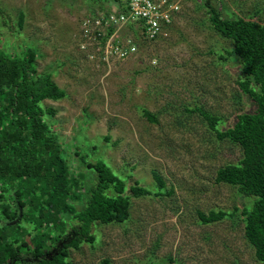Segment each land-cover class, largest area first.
I'll use <instances>...</instances> for the list:
<instances>
[{
  "label": "rangeland",
  "instance_id": "obj_1",
  "mask_svg": "<svg viewBox=\"0 0 264 264\" xmlns=\"http://www.w3.org/2000/svg\"><path fill=\"white\" fill-rule=\"evenodd\" d=\"M175 1L179 11L167 37L145 41L126 26L122 34L134 39L136 53L106 64L92 47L81 48L80 24L106 14L116 2L0 0V48L14 53L33 47L37 73H49L65 91L63 99L43 101L42 107L55 110L48 121L69 163L79 167L77 151L151 191L158 189L153 174L163 182L161 196L131 197L126 223L94 225V244L68 249L72 264L105 259L110 264H259L244 237L240 211L253 199L215 182L217 169L239 161L241 150L218 140L195 110L220 117L225 127L253 105L240 96L237 66L219 59L231 42L211 28L205 0ZM214 5L224 17L264 25V0ZM143 110L156 122L147 121ZM80 171L85 190L94 174ZM218 210L227 216L200 222L198 213Z\"/></svg>",
  "mask_w": 264,
  "mask_h": 264
},
{
  "label": "trees",
  "instance_id": "obj_2",
  "mask_svg": "<svg viewBox=\"0 0 264 264\" xmlns=\"http://www.w3.org/2000/svg\"><path fill=\"white\" fill-rule=\"evenodd\" d=\"M217 1L205 0L204 6L211 28L231 42L219 59L237 66L238 91L253 107L225 127L220 117L195 110L218 140L241 150L239 161L217 169L215 182L253 199L240 210L243 232L255 260L264 264V25L252 18L224 17ZM22 22L20 14L19 28ZM36 57L30 46L14 53L0 48V264H72L68 249L94 244V225L124 224L131 197L162 195L163 182L156 174L158 189L151 191L131 175L122 179L104 161H86L77 151L79 167L69 163L48 121L55 110L42 107L43 101L55 102L66 94L49 73H37ZM142 114L156 122L148 111ZM80 167L95 178L85 190ZM226 216L221 210L198 213L203 224ZM28 256L34 261L28 262Z\"/></svg>",
  "mask_w": 264,
  "mask_h": 264
},
{
  "label": "built area",
  "instance_id": "obj_3",
  "mask_svg": "<svg viewBox=\"0 0 264 264\" xmlns=\"http://www.w3.org/2000/svg\"><path fill=\"white\" fill-rule=\"evenodd\" d=\"M105 1L116 2L118 6L110 7L106 14L82 19L80 33L81 48L92 47L106 64L111 60L123 61L136 53L134 39L122 34L126 26L143 40L155 41L168 36L179 11V2L175 0Z\"/></svg>",
  "mask_w": 264,
  "mask_h": 264
}]
</instances>
